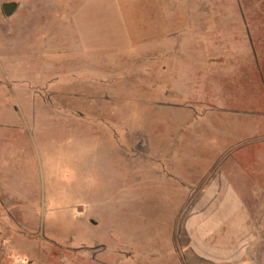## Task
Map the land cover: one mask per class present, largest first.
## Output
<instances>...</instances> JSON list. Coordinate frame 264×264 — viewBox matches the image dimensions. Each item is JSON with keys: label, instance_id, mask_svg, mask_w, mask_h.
I'll return each instance as SVG.
<instances>
[{"label": "rangeland", "instance_id": "1", "mask_svg": "<svg viewBox=\"0 0 264 264\" xmlns=\"http://www.w3.org/2000/svg\"><path fill=\"white\" fill-rule=\"evenodd\" d=\"M0 117V263L264 264V0H0Z\"/></svg>", "mask_w": 264, "mask_h": 264}, {"label": "crops", "instance_id": "2", "mask_svg": "<svg viewBox=\"0 0 264 264\" xmlns=\"http://www.w3.org/2000/svg\"><path fill=\"white\" fill-rule=\"evenodd\" d=\"M92 1H94V0H92ZM11 2H14V1H11ZM18 4H19V7H18V10H19L20 7H21V3L18 2ZM18 10H17V12H18ZM16 13L14 15H16ZM12 17H10V18H12ZM164 54H163V56H164ZM1 110H2V112L4 111L3 106H1ZM5 125H7V124L2 122V120L0 119V127L1 128L6 127ZM1 140L2 141H0V142H2L3 144H8L10 142L9 141V137H5V136H2ZM3 149H4V145H2L1 150H3ZM1 153H2V155L0 156V175L4 174L6 172L5 168H7V170H8V167H9V161L8 160L5 161L4 153L2 151H1ZM3 199H4V195L0 194V205L4 206L6 204L3 203V201H2ZM214 220H215L214 218H211V220L209 221L210 229L206 230L205 226L202 227V221L199 219L197 221V225L198 224L199 225H198L197 228L194 229L192 237L195 240L201 241L200 243H202L203 240L205 241L206 239H209L210 241H209L208 244L212 245L213 244L212 241L215 239L216 235L219 234V232H220L217 228H216V230L214 229L213 223L214 222L217 223V221H218V220L217 221H214ZM226 224H227V222H226ZM181 234L182 233L179 232L178 235L182 236ZM217 238H219V237H217ZM160 242H161V240L155 242L153 246L159 245ZM204 243L207 244L206 242H204ZM167 244H168V238H167ZM217 244H219V243L217 242ZM124 246L125 245L123 244L122 246L118 247L119 248L118 250H116V252H115V257L116 258L114 260L115 264H117V263L118 264H134V259H136V258H134L133 256L134 255H138V254H140V256H142L143 258L146 259L145 261H147V262H145V264H155L156 261H157L156 256H160V257L163 256L162 253L160 251H156L154 249V247L151 250L140 251L138 249L136 250V248L135 249H130V248H127V246H125V247ZM220 246H222V244H219V246H218V248L221 249L222 253H217V254L218 255L220 254L221 258L214 257V258L210 259L209 261L203 260L201 258L202 256L201 257H199V256H200V254H203L204 252L202 253V251L200 252V251L196 250L197 251L196 254H197V256L199 258L197 256L195 258L193 257V263H189V264H243L242 263L243 259H245L246 254L248 253V251L247 252H240V254H239L240 257L237 258V259H234V257H233L234 253L230 252V250L234 248V243L233 242L230 243L229 245H223L222 247H220ZM195 248L198 249V245L196 243H195ZM153 257H154V259H153ZM99 263L100 264H112L111 262H109L107 260H104L103 258L101 259V261L99 260ZM252 263L253 262H250L248 264H252ZM0 264H9V263H0ZM176 264H178V263H176Z\"/></svg>", "mask_w": 264, "mask_h": 264}, {"label": "water", "instance_id": "3", "mask_svg": "<svg viewBox=\"0 0 264 264\" xmlns=\"http://www.w3.org/2000/svg\"><path fill=\"white\" fill-rule=\"evenodd\" d=\"M19 4L17 2H4L1 6L5 17L10 18L17 12Z\"/></svg>", "mask_w": 264, "mask_h": 264}]
</instances>
